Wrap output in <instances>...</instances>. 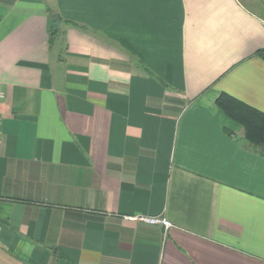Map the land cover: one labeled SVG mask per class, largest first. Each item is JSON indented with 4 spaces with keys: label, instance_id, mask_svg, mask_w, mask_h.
Returning <instances> with one entry per match:
<instances>
[{
    "label": "crops",
    "instance_id": "crops-1",
    "mask_svg": "<svg viewBox=\"0 0 264 264\" xmlns=\"http://www.w3.org/2000/svg\"><path fill=\"white\" fill-rule=\"evenodd\" d=\"M0 91V264H264V0H0Z\"/></svg>",
    "mask_w": 264,
    "mask_h": 264
},
{
    "label": "trees",
    "instance_id": "trees-1",
    "mask_svg": "<svg viewBox=\"0 0 264 264\" xmlns=\"http://www.w3.org/2000/svg\"><path fill=\"white\" fill-rule=\"evenodd\" d=\"M53 21L60 17L50 12ZM57 29L51 32V37L57 33ZM218 107L231 119L242 125L244 137L253 147H264V112L246 104L236 97L223 92L216 99ZM61 255V254H60Z\"/></svg>",
    "mask_w": 264,
    "mask_h": 264
},
{
    "label": "built area",
    "instance_id": "built-area-1",
    "mask_svg": "<svg viewBox=\"0 0 264 264\" xmlns=\"http://www.w3.org/2000/svg\"><path fill=\"white\" fill-rule=\"evenodd\" d=\"M5 98V94L4 92L0 91V99H4ZM129 219L132 220H138V221H143L146 223H150V224H160L162 225L165 229H168L171 224L169 223V221L165 218H160V217H149V216H145V215H135L132 217H129Z\"/></svg>",
    "mask_w": 264,
    "mask_h": 264
}]
</instances>
